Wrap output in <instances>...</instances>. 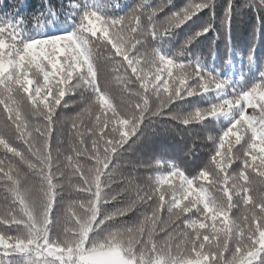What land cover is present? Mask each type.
<instances>
[{"label": "snow or ice", "instance_id": "obj_1", "mask_svg": "<svg viewBox=\"0 0 264 264\" xmlns=\"http://www.w3.org/2000/svg\"><path fill=\"white\" fill-rule=\"evenodd\" d=\"M257 2L264 10V0H245L241 8ZM171 5L138 0L124 15H109L108 9L122 5L67 0L66 10H57L43 0L30 18L16 5L15 12L0 15V264H264V66L254 82L237 88L198 60L178 61L161 42L205 9L214 19V0H187L158 19ZM233 7L228 0L226 29ZM57 25L58 33H49ZM211 28L206 24L185 40L179 54ZM101 60L114 72L127 66L113 79L122 86L123 109L101 86ZM77 96L71 103L79 110L64 118L72 128L69 148L54 154L58 109L70 106L66 97ZM196 97L208 107L167 114L185 126L228 122L218 141L208 137L215 144L214 170L206 166L189 178L169 162L172 170L157 176L155 186L113 188L114 161L133 137L138 140L170 106ZM236 162L239 171L232 174ZM240 203V217L233 219ZM60 205L63 216L56 214ZM133 213L138 218L129 223ZM61 224L62 238L53 239ZM13 228L15 235L7 231ZM158 232L165 233L162 239Z\"/></svg>", "mask_w": 264, "mask_h": 264}, {"label": "trees", "instance_id": "obj_2", "mask_svg": "<svg viewBox=\"0 0 264 264\" xmlns=\"http://www.w3.org/2000/svg\"><path fill=\"white\" fill-rule=\"evenodd\" d=\"M107 2H111L114 5L115 3L122 5L119 9L115 7L108 9L109 15H124L138 0H107ZM161 2L162 0H151L153 6L159 5ZM42 3L43 0H0V15H3L5 12H15L16 8H19L21 15L30 18L33 13H39ZM48 3L57 10H61L62 8L66 10L67 0H48ZM185 3H187V0H172V5L166 8L164 12L159 13L158 19H164L167 13L183 6ZM244 3L245 0H234L230 28L226 29L223 24V17L228 0H214L212 8L214 19H212L209 10L205 9L199 15L194 16L183 26L176 29L172 36L165 38L161 42L163 50L169 55H174L178 61L187 62L188 59L193 61L198 60L207 70L215 71L222 79H229L237 88L254 82L258 78L262 66H264V10H261L258 2L241 8V5ZM13 5H16V8L12 7ZM62 19L63 15H61ZM209 23L212 25L211 30L193 40L183 49V54L180 55L179 52L181 51L183 42ZM28 26L31 28V23ZM48 31L49 33H58L59 25L49 26ZM148 40L151 43V37H148ZM253 48V60L249 62L247 57L250 49ZM225 60H228L229 63L225 64ZM126 67V65L120 67L118 72H114L113 65L105 64L102 60L99 62L101 86L107 88L115 104L121 107V109L126 104V102H122V86L113 83V79L116 75H125ZM127 76L133 80L135 79L130 69L127 71ZM130 87H138V84L130 85ZM230 93L231 90L229 89V95ZM65 99L69 101L70 106L67 109H58L62 119L57 122L53 130L54 154L57 152L63 153L69 148V133L72 128L71 124L66 123L64 118L74 116L79 110L76 105L71 103L72 99H79L78 96L66 97ZM152 101L154 107L155 97H152ZM196 107H208L207 101L196 97L192 98L190 102H180L177 105L170 106L169 109L165 110L166 114L164 116L156 117L154 118V122L149 123L138 140L133 137L135 143L130 141L131 147L128 148L126 146L127 150L122 153V156L118 160L114 161L116 168L113 188L123 189L130 187L134 190L137 186L143 188L150 183L155 186V178L157 176L167 175L172 170L170 163L182 170L189 178L196 176L206 166L209 171H213L214 166L211 165L210 158L215 152V144L208 137L211 135L218 141L219 135L227 127L228 122L222 119L219 121L210 120L205 121L204 124L185 126L171 119L167 114L169 111L183 114L192 111ZM247 113L249 115L252 114V109L249 108ZM32 119L37 120L38 118ZM2 123L3 116L0 115V124ZM241 134L243 133L241 132ZM241 143L243 144L244 141ZM16 146L23 148L22 143H17ZM239 148L240 145H236L233 150L236 151ZM0 157H3L2 152H0ZM80 159L81 163H91V161H88L84 157ZM157 161L160 163H157ZM238 171L239 162H236L229 169V172L235 174ZM149 177L152 180H149ZM173 183L179 185V178H173ZM195 183H204L214 195H220L207 182L196 181ZM162 187L166 189L168 186L164 185ZM132 195H135L134 191ZM64 198L65 202H67V191L64 193ZM166 198L170 199V196ZM234 200L239 201V197H234ZM0 205H5V201L2 198H0ZM112 207L110 205L109 209L111 210ZM242 207L243 205L240 203L236 208H233L230 213L233 219L240 217ZM63 208L64 205L57 207L56 214L58 216H63ZM163 216L167 219L166 212L163 213ZM137 218L138 214L133 213L129 214L126 219L129 223H132ZM193 218L196 217L194 216ZM208 223L211 226V222L209 221ZM7 231L11 235L16 234L14 228ZM164 235V232H158L156 239H162ZM51 236L53 239L57 237L62 238L63 224L55 228ZM226 255L228 254L226 253Z\"/></svg>", "mask_w": 264, "mask_h": 264}, {"label": "rangeland", "instance_id": "obj_3", "mask_svg": "<svg viewBox=\"0 0 264 264\" xmlns=\"http://www.w3.org/2000/svg\"><path fill=\"white\" fill-rule=\"evenodd\" d=\"M251 111V110H250ZM253 111V110H252Z\"/></svg>", "mask_w": 264, "mask_h": 264}]
</instances>
